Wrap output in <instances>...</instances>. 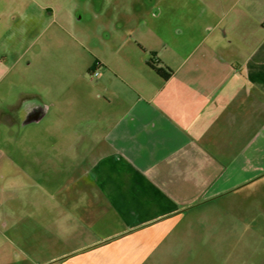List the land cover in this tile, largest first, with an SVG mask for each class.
<instances>
[{"label": "crops", "instance_id": "obj_1", "mask_svg": "<svg viewBox=\"0 0 264 264\" xmlns=\"http://www.w3.org/2000/svg\"><path fill=\"white\" fill-rule=\"evenodd\" d=\"M185 1L118 4L124 16L93 37L51 20L86 69L98 64L84 113L49 107V152L84 156L67 167L76 175L49 178L40 211L31 181L7 180L0 162V264H155L198 211L264 168V0Z\"/></svg>", "mask_w": 264, "mask_h": 264}, {"label": "rangeland", "instance_id": "obj_2", "mask_svg": "<svg viewBox=\"0 0 264 264\" xmlns=\"http://www.w3.org/2000/svg\"><path fill=\"white\" fill-rule=\"evenodd\" d=\"M100 4H105L107 13L98 14ZM118 4L132 9L131 4L189 2L0 0V162L6 163L7 180L31 181L22 190H36L39 211L49 209V178L60 183L62 177L76 175L79 170L67 167L84 156L77 151L49 152L54 143L49 134L52 127H59L49 120L50 103H72L71 107L66 103L59 107L76 118L85 112L78 106L81 85L98 79L85 68L70 34L76 35L78 28L91 37L98 34L99 24L109 27L110 20L124 16L117 12ZM20 7L27 8L28 17L22 21L17 15ZM54 18L72 22L66 26L70 34L57 30V22H51ZM14 35L22 38V51L15 45ZM69 85L73 86L70 91L66 89ZM251 172L257 174L198 211L190 224L170 239L155 264H264V168L246 169V178Z\"/></svg>", "mask_w": 264, "mask_h": 264}, {"label": "trees", "instance_id": "obj_3", "mask_svg": "<svg viewBox=\"0 0 264 264\" xmlns=\"http://www.w3.org/2000/svg\"><path fill=\"white\" fill-rule=\"evenodd\" d=\"M150 66L155 70V72L159 76H161L165 80L169 79L170 76H171V74H172V71L169 68H167V67H164V66H156V65H154L152 63L150 64ZM93 69H94V67L91 68L89 71H92Z\"/></svg>", "mask_w": 264, "mask_h": 264}, {"label": "built area", "instance_id": "obj_4", "mask_svg": "<svg viewBox=\"0 0 264 264\" xmlns=\"http://www.w3.org/2000/svg\"><path fill=\"white\" fill-rule=\"evenodd\" d=\"M96 66L98 67V64H97ZM97 67L91 71V73H92L95 77H98L99 74H100L99 71H98V68H97Z\"/></svg>", "mask_w": 264, "mask_h": 264}]
</instances>
